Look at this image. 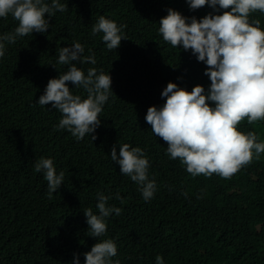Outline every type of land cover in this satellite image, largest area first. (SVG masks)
I'll return each mask as SVG.
<instances>
[{"label": "trees", "instance_id": "obj_1", "mask_svg": "<svg viewBox=\"0 0 264 264\" xmlns=\"http://www.w3.org/2000/svg\"><path fill=\"white\" fill-rule=\"evenodd\" d=\"M51 5V0H45ZM44 33L33 32L5 42L0 57V264H84V253L99 240L112 239L120 264H264V153L231 179L213 174L191 176L179 159L167 154V144L151 131L145 116L150 106L162 107L161 92L169 82L191 91L210 80L206 64L191 50L163 40L159 21L168 9L197 20L222 14L208 6L196 10L186 0H60ZM100 16L122 27L117 49L108 50L102 33L92 27ZM264 30V14L256 12ZM18 26L11 15L0 18V35ZM96 63H77L111 77V91L99 114L95 140L77 141L56 126L62 114L37 100L49 79L67 71L58 61L59 49L74 43ZM164 63V64H163ZM75 95L83 88L67 82ZM210 106L212 102H209ZM242 132L255 131L264 142V121L245 119ZM128 143L144 150L149 179L156 191L148 201L139 186L120 172L110 158L116 145ZM51 158L63 184L51 197L43 172L34 170L41 158ZM98 193L109 196V207L120 208L105 218V236L93 238L84 216L98 214ZM117 193L120 199L116 198Z\"/></svg>", "mask_w": 264, "mask_h": 264}, {"label": "clouds", "instance_id": "obj_2", "mask_svg": "<svg viewBox=\"0 0 264 264\" xmlns=\"http://www.w3.org/2000/svg\"><path fill=\"white\" fill-rule=\"evenodd\" d=\"M186 2L191 10L208 6L223 11L197 20L168 9L167 15L159 21L158 30L165 42L175 48L182 46L185 51L191 50L199 62L206 64L204 74L210 80V87L206 92L203 86L196 85L189 92L169 82L161 92L166 98L163 106L148 107L145 120L153 134L167 144L166 154L173 160L179 159L191 176L210 178L215 174L231 179L264 153V142H258L255 131L238 130L245 119L249 125L264 121V30L260 19L250 20L256 12L264 14V0ZM54 10L64 12L67 4L60 0H51V5L45 0H0V18L11 15L18 21L13 32L0 35V57L5 54V42L14 44L18 37L46 32L50 24L45 14L51 18ZM122 27L100 16L92 27V34L102 33L107 49L113 50L125 39ZM83 53L84 46L78 42L59 49L57 62L67 65V71L49 79L37 100L41 106L51 104L62 114L56 127L66 129L77 141L94 133L101 123L99 114L103 105L113 94L109 74H98L95 68H89L85 75L77 63H73H96L94 54L83 56ZM67 82L83 88L87 97L82 99L73 94ZM116 147L113 145L110 151L111 160L119 165L123 175L139 186L145 201L153 198L156 181L149 179V160L144 150L124 143L117 154ZM34 170L43 172L49 197L63 184L64 173L57 174L51 158L41 157ZM97 195L98 214L91 208L83 212L90 236L95 239L107 232L105 218L113 212L119 216L122 211L107 206L109 196ZM116 198L120 199L118 193ZM116 255L117 246L112 239L99 240L84 253V264H120L119 260H112ZM73 264H79L78 259H74ZM156 264H164L163 257L158 255Z\"/></svg>", "mask_w": 264, "mask_h": 264}]
</instances>
